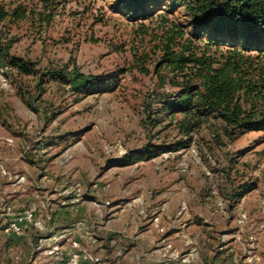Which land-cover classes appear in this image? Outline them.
<instances>
[{
    "label": "rangeland",
    "instance_id": "obj_1",
    "mask_svg": "<svg viewBox=\"0 0 264 264\" xmlns=\"http://www.w3.org/2000/svg\"><path fill=\"white\" fill-rule=\"evenodd\" d=\"M117 2L0 0V264H264V129L189 140L162 105L169 42L223 48L173 1Z\"/></svg>",
    "mask_w": 264,
    "mask_h": 264
},
{
    "label": "trees",
    "instance_id": "obj_2",
    "mask_svg": "<svg viewBox=\"0 0 264 264\" xmlns=\"http://www.w3.org/2000/svg\"><path fill=\"white\" fill-rule=\"evenodd\" d=\"M152 1L156 0L117 3L140 16ZM169 1L185 7L196 38L211 33L207 45L218 43V49H223L219 55L208 54L190 42L173 52L171 43L166 45L163 61L182 76V81H173L181 88L162 99L167 116L189 140L204 124L214 131L216 139L226 136L230 141L247 131L264 129V0ZM6 54L18 75L37 76L34 64L11 56L8 51ZM83 76L77 73L64 80L76 84ZM90 84L87 81V86ZM188 142L178 141L172 148L178 149ZM161 150L151 146L140 154L142 158H151Z\"/></svg>",
    "mask_w": 264,
    "mask_h": 264
}]
</instances>
